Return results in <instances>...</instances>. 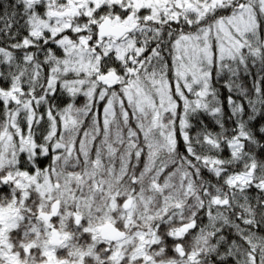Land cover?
Segmentation results:
<instances>
[{
  "label": "snow or ice",
  "instance_id": "1",
  "mask_svg": "<svg viewBox=\"0 0 264 264\" xmlns=\"http://www.w3.org/2000/svg\"><path fill=\"white\" fill-rule=\"evenodd\" d=\"M0 264H264V0H0Z\"/></svg>",
  "mask_w": 264,
  "mask_h": 264
}]
</instances>
